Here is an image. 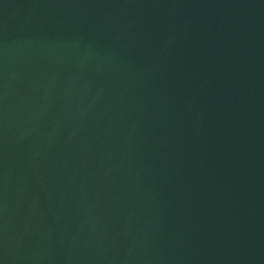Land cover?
<instances>
[{"label":"water","instance_id":"95a60500","mask_svg":"<svg viewBox=\"0 0 264 264\" xmlns=\"http://www.w3.org/2000/svg\"><path fill=\"white\" fill-rule=\"evenodd\" d=\"M0 264H264V0H0Z\"/></svg>","mask_w":264,"mask_h":264}]
</instances>
